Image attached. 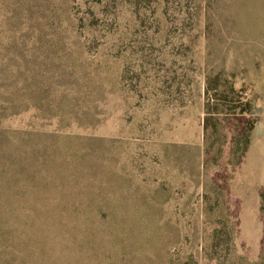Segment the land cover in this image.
Listing matches in <instances>:
<instances>
[{
	"label": "rangeland",
	"instance_id": "374dc122",
	"mask_svg": "<svg viewBox=\"0 0 264 264\" xmlns=\"http://www.w3.org/2000/svg\"><path fill=\"white\" fill-rule=\"evenodd\" d=\"M0 264H264V0H0Z\"/></svg>",
	"mask_w": 264,
	"mask_h": 264
}]
</instances>
